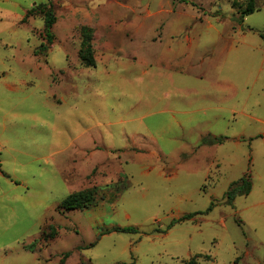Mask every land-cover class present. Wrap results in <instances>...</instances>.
<instances>
[{"label":"rangeland","instance_id":"374dc122","mask_svg":"<svg viewBox=\"0 0 264 264\" xmlns=\"http://www.w3.org/2000/svg\"><path fill=\"white\" fill-rule=\"evenodd\" d=\"M247 4L0 0V264H264V0Z\"/></svg>","mask_w":264,"mask_h":264},{"label":"trees","instance_id":"16d2710c","mask_svg":"<svg viewBox=\"0 0 264 264\" xmlns=\"http://www.w3.org/2000/svg\"><path fill=\"white\" fill-rule=\"evenodd\" d=\"M41 12L44 15L45 19V28H44V36L46 39L47 45H43L38 49V52H47L49 49V44L53 42L54 35L52 32V28L56 22V17L54 14V11L52 10L51 5H40L38 7H35L28 11L27 17L32 16L33 14L37 12ZM255 12V0H248V4L245 7L244 10L241 11V18L244 20V18L252 13ZM93 30L91 28L83 27L81 29V36H82V47L79 51L80 59L85 63L86 66H94L95 65V59L93 55L92 50V41H93ZM260 37L264 40V31L260 32ZM223 138H217V137H206L202 139L203 145H215V144H221L223 142ZM249 175L243 177L238 182H233L231 184V187L236 186L235 188H231L227 194V199L232 202L237 196L241 195H249L252 185L251 181L249 180ZM96 203V198L94 194L90 191L87 192H81L77 194L69 195L67 198H65L58 208L60 210L64 211H72V210H79L86 208L92 204ZM212 208V207H211ZM211 208L209 210H211ZM193 217L192 214L186 215L182 217L179 221H184L187 219H191ZM114 232H122V233H131V232H137L138 230L134 227H115L112 229ZM108 231V232H112ZM53 237V235H51ZM236 263V262H235ZM187 264H197V261L195 258L190 259V261L187 262Z\"/></svg>","mask_w":264,"mask_h":264}]
</instances>
